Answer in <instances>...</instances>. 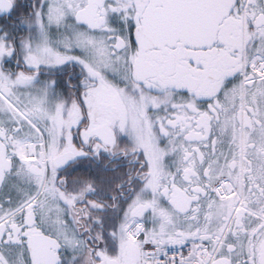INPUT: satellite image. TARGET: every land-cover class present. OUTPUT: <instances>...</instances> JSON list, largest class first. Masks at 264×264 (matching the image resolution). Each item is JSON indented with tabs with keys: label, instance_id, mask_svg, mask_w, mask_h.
Segmentation results:
<instances>
[{
	"label": "snow or ice",
	"instance_id": "snow-or-ice-1",
	"mask_svg": "<svg viewBox=\"0 0 264 264\" xmlns=\"http://www.w3.org/2000/svg\"><path fill=\"white\" fill-rule=\"evenodd\" d=\"M0 264H264V0H0Z\"/></svg>",
	"mask_w": 264,
	"mask_h": 264
}]
</instances>
